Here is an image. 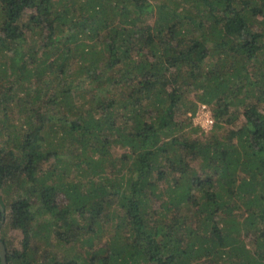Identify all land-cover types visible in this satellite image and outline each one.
Here are the masks:
<instances>
[{"label":"trees","instance_id":"1","mask_svg":"<svg viewBox=\"0 0 264 264\" xmlns=\"http://www.w3.org/2000/svg\"><path fill=\"white\" fill-rule=\"evenodd\" d=\"M0 205L7 264H264V0H0Z\"/></svg>","mask_w":264,"mask_h":264},{"label":"rangeland","instance_id":"2","mask_svg":"<svg viewBox=\"0 0 264 264\" xmlns=\"http://www.w3.org/2000/svg\"><path fill=\"white\" fill-rule=\"evenodd\" d=\"M202 106H204V105H199V108L201 109V112H199L200 114H199L198 118H194L192 122H193V125H200V127L204 131H208V130H210V128L212 126H207V124L205 123L204 119H201L200 117L210 116L211 119H212V116H211V112H209L208 108L206 110V106H205V109H204L205 111H204V110H202ZM213 123H214V120H213ZM9 236L13 237L14 239L18 238V237L20 238L19 232L10 233ZM76 249H80V248L77 247Z\"/></svg>","mask_w":264,"mask_h":264},{"label":"water","instance_id":"3","mask_svg":"<svg viewBox=\"0 0 264 264\" xmlns=\"http://www.w3.org/2000/svg\"><path fill=\"white\" fill-rule=\"evenodd\" d=\"M0 209L2 210L1 205H0ZM0 263L1 264H7V261H6V250H5L4 243L1 240H0Z\"/></svg>","mask_w":264,"mask_h":264},{"label":"built area","instance_id":"4","mask_svg":"<svg viewBox=\"0 0 264 264\" xmlns=\"http://www.w3.org/2000/svg\"><path fill=\"white\" fill-rule=\"evenodd\" d=\"M205 109V106H202V110ZM206 110H207V107H206ZM205 111V110H204ZM200 113H197V117L199 116ZM201 119H204L205 123L207 124V126H212L213 125V120L211 119L210 116H203V117H200Z\"/></svg>","mask_w":264,"mask_h":264}]
</instances>
